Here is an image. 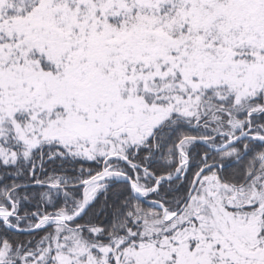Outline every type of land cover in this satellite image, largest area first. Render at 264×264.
I'll use <instances>...</instances> for the list:
<instances>
[{
    "label": "snow or ice",
    "instance_id": "6c2138e0",
    "mask_svg": "<svg viewBox=\"0 0 264 264\" xmlns=\"http://www.w3.org/2000/svg\"><path fill=\"white\" fill-rule=\"evenodd\" d=\"M0 264H264V0H0Z\"/></svg>",
    "mask_w": 264,
    "mask_h": 264
}]
</instances>
